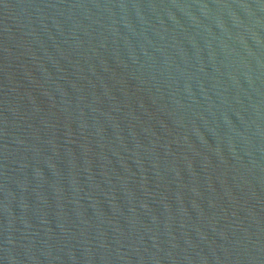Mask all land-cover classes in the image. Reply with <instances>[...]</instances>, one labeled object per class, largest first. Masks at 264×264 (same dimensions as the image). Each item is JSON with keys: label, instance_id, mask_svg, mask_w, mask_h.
Masks as SVG:
<instances>
[{"label": "water", "instance_id": "water-1", "mask_svg": "<svg viewBox=\"0 0 264 264\" xmlns=\"http://www.w3.org/2000/svg\"><path fill=\"white\" fill-rule=\"evenodd\" d=\"M0 264H264V0H0Z\"/></svg>", "mask_w": 264, "mask_h": 264}]
</instances>
